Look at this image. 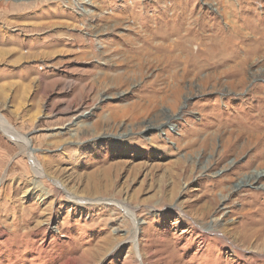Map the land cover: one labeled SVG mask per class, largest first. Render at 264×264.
Segmentation results:
<instances>
[{
  "label": "rangeland",
  "instance_id": "374dc122",
  "mask_svg": "<svg viewBox=\"0 0 264 264\" xmlns=\"http://www.w3.org/2000/svg\"><path fill=\"white\" fill-rule=\"evenodd\" d=\"M3 68L0 264H264V0H0Z\"/></svg>",
  "mask_w": 264,
  "mask_h": 264
},
{
  "label": "bare ground",
  "instance_id": "6f19581e",
  "mask_svg": "<svg viewBox=\"0 0 264 264\" xmlns=\"http://www.w3.org/2000/svg\"><path fill=\"white\" fill-rule=\"evenodd\" d=\"M87 10V9H86ZM18 61V60H17ZM76 124H79V121L76 122ZM0 125L2 127V129L4 130L3 132H5L7 135H9L13 140H15L16 142L20 143L22 146V152L25 153L26 155H28V157L30 158L31 161V165L33 167V170L35 171V173L37 174L36 176H40V175H45V173L43 172L44 168L41 165L39 159L37 158V156L35 154H33L34 152V148L31 147V139H29L27 137L26 134L20 132L18 129L14 128L12 125L9 124V122L7 121V119H5L4 116H1L0 114ZM20 151V150H19ZM0 164H3V160L0 159ZM256 178L259 177V171L256 173ZM54 183L58 186L59 189L66 191L65 187L63 186V184L61 182L58 181H54ZM67 195L70 199H73L75 201H77L80 204H84L86 201L85 199L79 198L77 196H75L74 194L67 192ZM120 206H122V208L126 209V213L129 214V216H131V218L134 221V233H133V237L132 240L136 241V236H137V229H138V222H137V218L135 215L134 210H132L131 208H129L127 205L123 204V203H119Z\"/></svg>",
  "mask_w": 264,
  "mask_h": 264
},
{
  "label": "crops",
  "instance_id": "0c3cea01",
  "mask_svg": "<svg viewBox=\"0 0 264 264\" xmlns=\"http://www.w3.org/2000/svg\"><path fill=\"white\" fill-rule=\"evenodd\" d=\"M0 73H1L0 79H2V80H0V83H5V81L8 84H10L11 82H15V74H16L15 71H13V70H11V71L10 70H5L3 68V70H0ZM2 73H4V74H2ZM0 86L4 87L5 85L0 84Z\"/></svg>",
  "mask_w": 264,
  "mask_h": 264
}]
</instances>
